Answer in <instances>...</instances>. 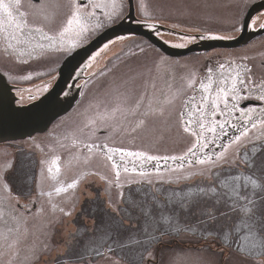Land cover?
Instances as JSON below:
<instances>
[{"label":"rangeland","instance_id":"rangeland-1","mask_svg":"<svg viewBox=\"0 0 264 264\" xmlns=\"http://www.w3.org/2000/svg\"><path fill=\"white\" fill-rule=\"evenodd\" d=\"M8 2L14 0H5ZM35 2L20 0V11L26 13L27 21L21 27L36 28L39 23V31L45 34L37 54L31 52L35 48L26 49L33 41L25 46L14 43H24L13 29L20 23V17L16 16L14 24L6 27L4 13H0V73L8 74L12 81L16 80L12 75L18 73L30 74L19 82H28L36 73L41 77L55 75L80 45L124 20L129 11L126 0H94L92 4L102 8L93 15L91 8L82 7L78 0ZM132 3L134 16L143 21L138 23L144 29L153 33L148 25H154L151 27L159 32L165 44L185 48L202 39H235L240 32L236 35V27L228 29L220 25V11L227 4L244 12L254 0H135V3L132 0ZM77 8L87 12L85 16L79 13V24L74 21L69 25ZM35 33L26 32L25 38L35 37ZM243 45L215 46L173 56L140 34L105 41L94 57L115 56L117 60L109 61L110 74L103 76L99 71L86 87L109 84L120 77L127 79L122 84L128 86L129 97L121 96L119 88L114 94L127 101L137 98L139 105L134 112H122L130 107L129 103L116 102L117 111L104 112L112 103L103 100L98 104L100 100L94 99L105 97L87 91L81 98L85 100L82 118L77 114L79 108L74 107L73 112L55 120L45 133L0 143V264H264V124L246 128L245 136L240 135L245 128L237 130L235 125L230 135L212 145H197L194 135L202 132L209 136L213 124L200 122L193 131L182 124L183 120H195L193 112L205 111L194 105L183 116L182 102L192 95L191 85L204 77L202 70L208 64L222 59L229 63L235 58L247 61L256 78L246 82L255 83L258 78L264 83V64L261 65L264 35ZM15 56L25 58L17 60ZM163 86H166L164 93H170V100L160 107L162 99L153 96ZM204 94L203 102L214 105L211 116L217 121L215 117H221L228 104L226 92ZM113 96L111 99L115 101L117 95ZM40 97H23L20 102L30 103ZM241 99L243 102L252 98ZM101 106L103 112L98 111ZM73 115L72 127L77 126L72 134L74 140L88 142L97 131L106 128L104 121L111 120L118 137H123L124 151L143 154L132 155L129 160L136 162V168L146 169L157 163L155 173L132 176L131 181L137 186L118 194L120 201L115 198L116 208L100 205L94 216L90 215L92 219L84 218L88 216L84 213L86 205L78 212V194L69 202L71 192H57L46 182L45 170L55 164L65 176L73 168L70 167L73 149L67 143L62 145L70 138L50 137L59 124ZM238 118L244 120L245 115L239 114ZM141 120L143 130L139 131ZM134 129V136L139 138L128 143L126 136H132ZM149 135L155 137L151 145L144 137ZM238 136L240 139L236 140ZM194 156L196 162L192 160ZM184 159L190 161L182 162ZM128 182L125 179V184ZM30 203L34 204L30 213L18 209ZM74 213L78 215L72 219Z\"/></svg>","mask_w":264,"mask_h":264},{"label":"flooded vegetation","instance_id":"flooded-vegetation-1","mask_svg":"<svg viewBox=\"0 0 264 264\" xmlns=\"http://www.w3.org/2000/svg\"><path fill=\"white\" fill-rule=\"evenodd\" d=\"M93 1L94 0H78V4L82 5V7H86L87 10L88 8H91L92 10L91 12L93 15L95 11L99 10V8H102L101 6L98 5L94 6V4H92ZM126 1L128 5V0ZM133 1L135 3V0ZM257 1L260 0H254V3H256ZM35 3L39 4V0H36ZM224 6L220 11V15L218 17V21L220 22V25L228 26V29L236 27L238 30L236 32V35L239 34V32L241 33L244 26V18L246 13L248 12V9L244 10V12H241L231 9L227 4ZM79 9L80 8H77V10ZM87 10L81 12L79 11V13L85 16ZM2 18L4 19V22L7 24L6 27H9L14 24L16 16L14 15L13 20L11 21H9V18L7 17L6 14H3ZM136 22H143V21L138 19ZM146 23L144 24L147 25ZM148 26H150L149 29L153 30L154 35H156L160 40H163L161 39V37H159L158 35L159 32L157 33L156 30L153 29V27H151L154 25H148ZM21 28L23 30H17L15 26L13 27V29L16 30L14 31V34L19 33V38L21 41L23 40L24 43H21L19 41H14V43L17 46H25L26 44H29L31 41H33V43L26 49L29 50L35 48V50L31 52L32 54H37L39 52V45L42 46L41 40L45 37V34H43L42 31H39V23L36 28H34L33 26L32 28H27V29L24 26ZM262 28H264V9H261L257 13H255L250 18L247 26L248 30H257ZM34 31H36V33L34 34L35 37L33 36L30 37L29 35L27 36L28 39L25 38L26 32L32 33ZM263 35L264 33L255 35L256 37L253 36L251 40L249 39L250 41L248 40L244 44L248 45L253 40ZM86 43L80 46H83ZM152 45L155 44L152 43ZM102 47H104V44L101 45L97 50H95L89 57H87L76 69H74V71H72L68 83L63 87L61 91L60 97L62 98L74 97L75 101L66 112L56 117L50 123V125L45 130V132L51 127L52 123L55 120H60L66 117L68 114H70V112L74 109V107L79 108L77 114L79 117L82 118L83 115L85 114V107H84L85 100L81 101V98L84 94H86L87 91L88 93H92V94L99 93L105 97V98L96 97L94 100L97 101L100 100L98 104H100L101 101L103 100L106 101L107 104H109L110 102L112 103V106H110V108L107 109L106 111H104L103 107L101 106V108L98 110L99 112L117 111V107H115V103L124 102V101L129 103L130 107H128L127 109H123L122 112H126V110H128L127 112L136 111L139 105L137 98L132 99L131 97L129 98V101H127L121 97V96L129 97L127 93L129 92V90L126 89L128 86L126 84L124 85L122 84L124 82L129 81L127 79H123L120 77L113 80L109 84H105V82H102L97 87H92L90 89L86 87L87 83L90 82L92 78L99 71H102L101 74L103 76L110 74V72H107L108 65L109 63H111L109 61L117 60L114 59L115 56L103 57V58L96 56L94 57V55L98 53ZM26 49L21 48L22 51H25ZM24 58L25 56L23 57L15 56V59L17 60H24ZM253 59L254 58H252V60ZM263 64L264 63H262L261 65ZM221 65H223V67H221ZM142 66L144 65L142 64L137 67H142ZM60 67L58 68V71L55 73V75L50 74L41 77L39 74L36 73L32 75V77L30 78V80H28V82H19V81H23L22 77L29 76L30 74L28 73L13 74L12 79H16L15 81H12L9 78V76H7L8 74L6 73H2V74L4 75L6 81L12 86V91L14 93V96L16 97L15 104L22 105L28 102H20V98L31 97V96L40 97L45 92L49 91L50 88L53 86V84L59 78ZM146 67H149L151 69L149 65ZM202 72L204 73V77L197 79V83L191 85L192 95L182 102V105H184L183 116L187 109H190L192 111L194 105L205 110L202 113L193 112L196 115L195 120H190V121L183 120L182 124L185 129L191 131H193V129L196 130L198 129V125L200 122H204L207 125L210 124L214 125V131L212 133L209 132L208 133L209 136L203 135L202 132L200 133V135H196V134L194 135L197 145H200V143H206L211 145L220 143V141L223 140L227 135H230L229 131L235 129V125L236 128H238L237 130H239L242 128H254L252 127L253 123H255L256 126H261L262 124H264V99H260L261 96H264V83L262 82L263 80H260L258 78H257L258 81H256L255 83L246 82L247 79L251 80L253 78H256L255 77L256 73L252 71V66L247 61H243L235 58L234 62L229 63L227 62L226 59H222L221 62H212L211 64H208L206 70L205 71L202 70ZM263 75H264V69H263ZM241 81L243 83H241ZM202 84L204 85V87L201 86ZM95 85H97V83ZM118 88L121 91L119 92L121 96L119 94H114V90L118 92L117 91ZM165 88L166 86L161 87L158 90V92L155 93V95L153 96L154 99H156V97L162 99V104L159 105L160 107L166 106V102L170 100V93L167 95L164 93ZM221 89H223L224 92H226L228 104H226V106L224 107L225 110L222 116L221 117L219 115L216 116L215 118L217 119V121H215L212 119L211 116V112L212 111L214 112V105L212 103L209 105L204 104L202 97L205 95L204 94L205 92H211L212 94L217 93L218 95ZM16 92L17 95L19 93V96L15 95ZM113 95H117L115 101L111 99L114 97ZM245 96L251 97L252 99H248V100L246 99V101L241 102L242 100L241 97H245ZM248 101H254L255 104L252 102L245 103ZM239 114H244L245 119L239 120L238 118ZM72 118H74V115L72 117L70 116L66 122L59 124V126H57L52 131V135L50 137H53L54 139L55 138L64 139L65 137L70 138L69 142L63 141L62 145L67 143L73 149V151L70 153L72 158L70 162V167L73 166V168L69 169L67 175L65 176L62 173V171H60L57 168V165L55 164V167L51 168V171H49V169L45 170V174L48 178L46 182L48 183L49 186L53 188V190H55V188L56 189L63 188L64 193H66L67 191L71 192V196L67 197L69 199V202L75 198V195L78 194V198L80 199L78 212L81 211L86 205L88 209L84 211V213L88 216H84V218L92 219L90 215L92 214L93 217L94 213L98 209V206L100 205L116 208L115 206H117L118 203H115L114 201H116L115 198H117V200L120 201L118 194H120V192L123 191L131 190L137 186L136 185L137 183H133L131 181L133 179L132 176L134 177H138L139 175L146 176L155 173L154 168H156L157 163L155 162L153 164V167H149L146 169L136 168L135 167L136 162L129 161L131 160L132 155H128V153H133V152H125L124 149L121 147L123 137H118V131L113 127V121L111 120L104 121L105 124L107 125L106 128L104 130L97 131L96 135L91 137V139L88 142L87 141L81 142L74 140L72 134L76 130L77 126L75 128L74 126L72 127V122H73ZM143 124H144V120H141L138 128L139 131L143 130L142 128ZM134 131L135 129L132 132V136H126L128 139V143H132L134 140L139 138L138 136H134ZM144 137H145V141L149 142V145H151L152 142L155 140V137L153 135H149L148 137L144 136ZM109 156H111L112 159H109L108 158ZM192 160L193 162H196L197 156L196 157L194 156ZM188 161L190 160L189 159L182 160V162H188ZM125 168L127 169V171H125ZM117 172H119L118 178H117ZM125 179L129 181L126 184H125ZM68 185H73V186L68 187ZM137 188H139V185ZM23 208L27 210V213H30V210L34 208V204L30 203L26 206H21L18 209L23 210ZM40 211L41 208L39 207V212ZM10 214L13 215L11 212ZM76 215H78V213H74L72 219H74ZM15 217L16 216H11V219ZM7 218L10 219V216H8ZM17 218L19 220L24 219V217H17Z\"/></svg>","mask_w":264,"mask_h":264},{"label":"water","instance_id":"water-1","mask_svg":"<svg viewBox=\"0 0 264 264\" xmlns=\"http://www.w3.org/2000/svg\"><path fill=\"white\" fill-rule=\"evenodd\" d=\"M129 2L128 15L124 20L102 31L91 39L86 45L76 49L62 63L59 69V78L48 92L40 98L23 105H16V97L12 91V86L6 81L4 75L0 73V143L30 137L34 133L43 132L50 123L59 115L66 112L74 103V97H60L63 87L68 83L70 74L87 57L97 50L105 41L126 34H140L146 36L150 42L157 45L165 53L179 56L194 51L205 50L215 46H231L244 44L253 36L264 32V28L258 30H248L250 18L259 10L264 9V0L254 3L245 15L244 26L235 39H202L198 43H193L188 47H171L160 40L151 31L144 29L143 24L136 22L133 13L132 0ZM161 31H171V29L160 28ZM248 101L245 103H250Z\"/></svg>","mask_w":264,"mask_h":264},{"label":"snow or ice","instance_id":"snow-or-ice-1","mask_svg":"<svg viewBox=\"0 0 264 264\" xmlns=\"http://www.w3.org/2000/svg\"><path fill=\"white\" fill-rule=\"evenodd\" d=\"M0 13H4L7 15V17L9 18V21L12 20V18L15 16L20 17V23L16 24L17 28H21V24H26V13L23 11H20V0H14L13 3H5V0H0ZM75 21V23L79 24L80 23V18H79V11L77 10L76 12L73 13V17L72 19H70L68 21V24L71 25L73 22ZM22 30V29H21ZM221 67H223V65H221ZM241 83H243L241 81ZM202 87H204V85H201ZM221 91H224L223 89H221ZM260 99H264V96H261ZM204 125L203 123L201 124V128H203ZM252 127H256L255 123H253ZM212 131H214V128L211 129ZM241 136H245L247 135V129L245 128L241 134ZM240 137H236V140H239ZM189 151L191 152L192 149H189ZM128 155H135V156H141L143 155L142 153H128ZM109 159H112L111 156L108 157ZM148 159H154V157H148ZM201 163H203V161H200ZM115 166V165H114ZM49 171H51V169H49ZM58 171V169H57ZM125 171H127V169L125 168ZM119 177V172H117V178ZM73 185H68V187H72ZM63 188H57L56 191L60 192L63 191ZM242 250V249H241Z\"/></svg>","mask_w":264,"mask_h":264}]
</instances>
